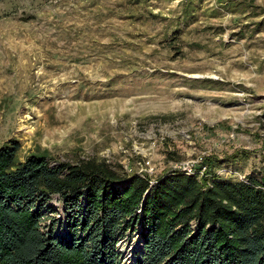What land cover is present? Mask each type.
Here are the masks:
<instances>
[{
  "label": "rangeland",
  "instance_id": "rangeland-1",
  "mask_svg": "<svg viewBox=\"0 0 264 264\" xmlns=\"http://www.w3.org/2000/svg\"><path fill=\"white\" fill-rule=\"evenodd\" d=\"M234 1L251 6L0 0V146L131 175L146 157L153 178L203 155L246 178L264 161V0ZM49 205L59 231L63 203ZM139 237L121 238L122 258Z\"/></svg>",
  "mask_w": 264,
  "mask_h": 264
},
{
  "label": "trees",
  "instance_id": "trees-1",
  "mask_svg": "<svg viewBox=\"0 0 264 264\" xmlns=\"http://www.w3.org/2000/svg\"><path fill=\"white\" fill-rule=\"evenodd\" d=\"M21 152L14 138L0 146V264H122L118 243L137 230L131 264H264V161L246 178L210 165L201 177L171 170L151 183L105 158ZM54 200L61 232L48 214Z\"/></svg>",
  "mask_w": 264,
  "mask_h": 264
},
{
  "label": "built area",
  "instance_id": "built-area-1",
  "mask_svg": "<svg viewBox=\"0 0 264 264\" xmlns=\"http://www.w3.org/2000/svg\"><path fill=\"white\" fill-rule=\"evenodd\" d=\"M139 148V147H136ZM107 162L111 163L110 160L106 159ZM113 164V163H111ZM115 165V164H113ZM137 168L138 171L136 174L142 176V177H150L151 179V183H154V179H153V174H154V167L151 163L150 159H146V157H144L142 160H140L137 164ZM125 169L127 171L124 172H128L127 167H125ZM172 170H181L189 175H199L200 177L204 175L205 172H207L208 167L205 163L204 157L203 155H200L199 157H197L196 159H192V160H188V161H181V162H176L173 165V169ZM131 172V171H129ZM228 170H225L224 172L221 173V175L223 173H228ZM129 175H131L130 173H127ZM123 242V241H122ZM118 247H119V251L122 253V245H121V239L118 243ZM123 262L122 264H131L132 262V258L133 255L131 254V252L129 251L127 254V257L125 259V257L123 256ZM127 260V261H126Z\"/></svg>",
  "mask_w": 264,
  "mask_h": 264
},
{
  "label": "bare ground",
  "instance_id": "bare-ground-1",
  "mask_svg": "<svg viewBox=\"0 0 264 264\" xmlns=\"http://www.w3.org/2000/svg\"><path fill=\"white\" fill-rule=\"evenodd\" d=\"M131 252V251H130Z\"/></svg>",
  "mask_w": 264,
  "mask_h": 264
}]
</instances>
